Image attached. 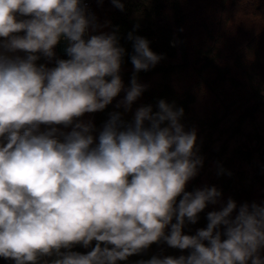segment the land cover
Segmentation results:
<instances>
[{
	"label": "clouds",
	"instance_id": "9594fccd",
	"mask_svg": "<svg viewBox=\"0 0 264 264\" xmlns=\"http://www.w3.org/2000/svg\"><path fill=\"white\" fill-rule=\"evenodd\" d=\"M111 2L124 10L121 0ZM82 3L0 0V257L15 264L52 256L51 264H117L164 241L190 254L139 264H264V206L237 208L229 198L208 212L206 228L183 233L186 221L195 224L222 194L214 186L186 191L203 159L196 130L180 122L182 107L161 99L158 111L139 107L130 123L112 113L96 142L94 125L81 118L121 92L125 49L115 32L85 38L99 26ZM62 38L69 58L38 65L41 56H55ZM127 38L134 74L117 105L125 111L146 88L135 73L162 58L146 38ZM17 52L26 55H11ZM92 241L87 254L71 251Z\"/></svg>",
	"mask_w": 264,
	"mask_h": 264
},
{
	"label": "trees",
	"instance_id": "16d2710c",
	"mask_svg": "<svg viewBox=\"0 0 264 264\" xmlns=\"http://www.w3.org/2000/svg\"><path fill=\"white\" fill-rule=\"evenodd\" d=\"M121 2L123 11L111 0H97L95 6L98 34L115 32L119 46L125 49L121 92L103 110L81 118L94 125L96 142L112 113H121L122 120L130 123L139 107L151 105L155 112L163 99L175 108H183L180 122L185 131L196 130L197 155L202 157L203 165L188 182L186 191L214 186L222 194L218 204H209L198 214L195 224L186 221L183 233L194 235L206 228L208 212L219 210L229 198L237 208L245 203L264 206V128L258 121L264 113V0ZM130 32L146 38L150 49L162 58L148 71L135 73L138 83L146 88L125 111L117 105L123 101L134 74L130 60L133 42L127 38ZM54 53L51 60L41 56L37 64L51 68L57 60L65 59L57 45ZM58 127L62 132L72 130V126ZM40 130L47 128L42 125ZM95 244L92 241L87 248L77 244L71 251L87 254ZM189 254L190 250L171 248L160 241L117 264ZM259 255L264 259V249ZM55 258L41 257L38 264H51ZM0 264L15 262L0 257Z\"/></svg>",
	"mask_w": 264,
	"mask_h": 264
},
{
	"label": "built area",
	"instance_id": "2783aa9c",
	"mask_svg": "<svg viewBox=\"0 0 264 264\" xmlns=\"http://www.w3.org/2000/svg\"><path fill=\"white\" fill-rule=\"evenodd\" d=\"M96 2L97 0H83L82 6L86 7V11L89 16L95 17ZM95 25H97L96 18H95ZM93 34H98V29L95 27L93 29H90L89 33L86 34L85 38L87 39L89 35H93ZM57 47L61 52V54L65 57V59H68L69 57L66 54L67 41H65L62 38L60 42L57 44Z\"/></svg>",
	"mask_w": 264,
	"mask_h": 264
},
{
	"label": "rangeland",
	"instance_id": "374dc122",
	"mask_svg": "<svg viewBox=\"0 0 264 264\" xmlns=\"http://www.w3.org/2000/svg\"><path fill=\"white\" fill-rule=\"evenodd\" d=\"M258 121L264 128V113L258 117Z\"/></svg>",
	"mask_w": 264,
	"mask_h": 264
}]
</instances>
